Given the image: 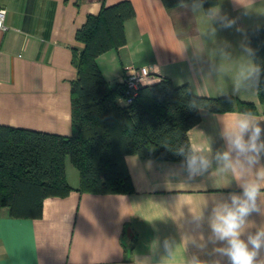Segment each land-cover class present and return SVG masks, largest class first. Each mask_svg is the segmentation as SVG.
Returning <instances> with one entry per match:
<instances>
[{
    "label": "crops",
    "instance_id": "crops-1",
    "mask_svg": "<svg viewBox=\"0 0 264 264\" xmlns=\"http://www.w3.org/2000/svg\"><path fill=\"white\" fill-rule=\"evenodd\" d=\"M120 0H0L6 29H0V126L69 135L71 82L76 78L72 50L83 49L76 31L102 5ZM135 16L125 21L126 43L97 57L109 86L129 67L147 66L150 84L162 77L189 83L198 95H231L252 102L250 113L264 141V104L254 83L246 29L264 25V0H217L206 14L200 0L166 8L162 0H129ZM231 22L232 27H225ZM122 104L121 97L117 98ZM237 110H200L188 130L192 149L211 165L190 175L185 162L127 154L135 191L80 192L79 171L69 157L65 176L72 190L46 197L38 218H15L0 207V264H230L211 237L212 210L242 193L255 179L264 153L242 180L221 172L216 155L227 150L225 132ZM264 184V181H261ZM247 234L264 228V187ZM264 264V248L256 257Z\"/></svg>",
    "mask_w": 264,
    "mask_h": 264
},
{
    "label": "trees",
    "instance_id": "trees-1",
    "mask_svg": "<svg viewBox=\"0 0 264 264\" xmlns=\"http://www.w3.org/2000/svg\"><path fill=\"white\" fill-rule=\"evenodd\" d=\"M188 0H162L166 8ZM211 14L217 0H200ZM135 16L129 0L102 5L76 31L83 49L72 50L76 78L71 82L69 135L0 126V207L15 218H38L46 197L72 190L65 176L68 156L79 171L80 192L111 194L135 191L125 161L127 154L185 162L193 149L188 130L200 121V110L255 113L252 102L231 95L196 94L189 83L176 85L168 77L142 86L125 103L124 85L109 86L97 57L126 43L124 23ZM254 68V83L264 104V25L246 29ZM123 99L122 104L117 98Z\"/></svg>",
    "mask_w": 264,
    "mask_h": 264
},
{
    "label": "clouds",
    "instance_id": "clouds-1",
    "mask_svg": "<svg viewBox=\"0 0 264 264\" xmlns=\"http://www.w3.org/2000/svg\"><path fill=\"white\" fill-rule=\"evenodd\" d=\"M225 27H232V23ZM250 72L258 73L259 69L251 68ZM261 132L252 114H236L225 132L227 150L215 157L217 164L222 165L218 170L230 172L238 181L251 173L264 153ZM201 153V149H194L185 158L184 166L190 175L202 174L210 167L211 161ZM261 181H264V167L255 172V179L240 184L241 194L230 195V202L220 203L212 210L210 239L214 243L222 242L216 251L226 256L230 264H256L258 252L264 248V228L242 238L248 218L258 210L257 201L264 187Z\"/></svg>",
    "mask_w": 264,
    "mask_h": 264
},
{
    "label": "built area",
    "instance_id": "built-area-1",
    "mask_svg": "<svg viewBox=\"0 0 264 264\" xmlns=\"http://www.w3.org/2000/svg\"><path fill=\"white\" fill-rule=\"evenodd\" d=\"M5 9L0 6V29H6ZM152 74L147 66L129 67L126 69L121 82L124 85L125 103L131 102L137 95L142 86L150 84Z\"/></svg>",
    "mask_w": 264,
    "mask_h": 264
}]
</instances>
